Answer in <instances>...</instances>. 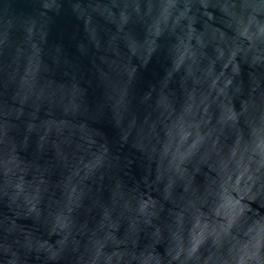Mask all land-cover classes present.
<instances>
[{
    "label": "water",
    "instance_id": "obj_1",
    "mask_svg": "<svg viewBox=\"0 0 264 264\" xmlns=\"http://www.w3.org/2000/svg\"><path fill=\"white\" fill-rule=\"evenodd\" d=\"M0 264H264V0H0Z\"/></svg>",
    "mask_w": 264,
    "mask_h": 264
}]
</instances>
